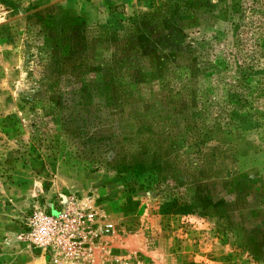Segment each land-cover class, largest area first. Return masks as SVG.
<instances>
[{
    "label": "rangeland",
    "instance_id": "obj_1",
    "mask_svg": "<svg viewBox=\"0 0 264 264\" xmlns=\"http://www.w3.org/2000/svg\"><path fill=\"white\" fill-rule=\"evenodd\" d=\"M230 2L0 0V264H264V18L256 14L264 0L254 8L241 0L234 31L213 17ZM179 64L212 104L240 118L238 146L206 150L202 166H190L157 126L129 149L118 121L105 119L74 124L100 158L95 172L64 151L22 154L32 113L20 100L43 66L75 93L97 69L109 83H138L126 95L124 112L133 113L138 87L151 84L144 77L161 81ZM131 169L167 186L130 191Z\"/></svg>",
    "mask_w": 264,
    "mask_h": 264
},
{
    "label": "trees",
    "instance_id": "obj_2",
    "mask_svg": "<svg viewBox=\"0 0 264 264\" xmlns=\"http://www.w3.org/2000/svg\"><path fill=\"white\" fill-rule=\"evenodd\" d=\"M249 3L254 8L257 7L258 0H250ZM240 8L241 0H231L213 17L215 20H227L234 31L237 24L233 19ZM256 14L258 18H264L263 3L256 10ZM33 50L37 54L42 51L40 46H34ZM45 66L41 70L40 80H31L29 90L20 100L21 106H25L32 113L29 120L32 142L29 149H25L22 154L36 152L39 156L40 153L36 149L40 146L49 154H54L56 150L64 151L62 156L73 161V165L95 172L102 167L100 158L92 156L91 146L80 141L74 124L83 121V125H98L105 119L118 121L121 126L118 133L121 140L128 143L132 139L133 143L129 149L137 145L138 141L150 139L152 127L156 130L157 126L159 131H163L172 150L188 160L190 166L196 167L204 163L208 156L206 150H222L231 144L235 147L239 145L238 141L243 140L240 118L235 117L234 110L226 111L224 107L212 104L207 94L199 92L193 85L194 78L186 76V68L180 64L176 69L179 71L174 70L172 75L165 74L161 81L155 76L152 80L148 75L144 77L151 84L145 83L138 87L142 101L138 110L133 113H127V110L124 112L126 95L132 94L138 83L133 84L120 78H115L109 83L104 81L103 76L96 78L100 71L97 69L92 75L85 71L79 80L78 92L75 93L72 88L68 90L69 84L63 82L64 79L52 82L47 74H44ZM237 68L240 69L239 66ZM141 80L143 79L140 78L139 81ZM104 85L116 88L117 94L112 95L104 88L98 93V86ZM38 88H42L43 95H50L52 102L42 101L36 95ZM82 114L85 118H82ZM49 122L57 123L52 133L43 131L42 125L45 126ZM111 170L116 171L113 168ZM127 174L129 176L124 185L130 191L167 186L157 179V175L144 169L139 172L138 169H131L125 173Z\"/></svg>",
    "mask_w": 264,
    "mask_h": 264
},
{
    "label": "built area",
    "instance_id": "obj_3",
    "mask_svg": "<svg viewBox=\"0 0 264 264\" xmlns=\"http://www.w3.org/2000/svg\"><path fill=\"white\" fill-rule=\"evenodd\" d=\"M29 226H30V224H29Z\"/></svg>",
    "mask_w": 264,
    "mask_h": 264
}]
</instances>
